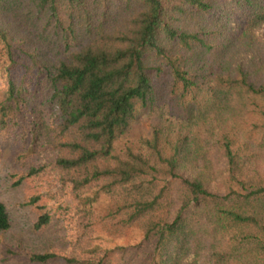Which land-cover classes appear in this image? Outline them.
Segmentation results:
<instances>
[{
    "label": "trees",
    "instance_id": "1",
    "mask_svg": "<svg viewBox=\"0 0 264 264\" xmlns=\"http://www.w3.org/2000/svg\"><path fill=\"white\" fill-rule=\"evenodd\" d=\"M141 109L162 126L132 141ZM2 136L42 147L21 178L50 165L89 206L67 255L29 264H136L94 246L134 226L137 264H264V0H0Z\"/></svg>",
    "mask_w": 264,
    "mask_h": 264
},
{
    "label": "rangeland",
    "instance_id": "2",
    "mask_svg": "<svg viewBox=\"0 0 264 264\" xmlns=\"http://www.w3.org/2000/svg\"><path fill=\"white\" fill-rule=\"evenodd\" d=\"M157 126H162L158 114L141 109L130 139L138 141L140 138L151 137ZM0 147V200L7 206L11 218V227L0 231V262L29 264L31 254L47 251L55 252L60 257L67 255L80 234L78 209L89 206L82 199L74 197L68 187L64 188L56 180L50 165L40 175L21 178L32 162L43 161L42 147H37L36 153H31L30 136L26 140L22 137L2 136ZM93 195L91 192V196ZM108 205V197L100 194L92 209L95 213H103ZM46 211L51 217L50 224L38 228V218ZM142 239L143 232L139 226H134L120 238L97 231L94 234V246L114 248L126 245L128 257L136 264L140 260V263H146L143 259L152 249L153 243L139 246Z\"/></svg>",
    "mask_w": 264,
    "mask_h": 264
}]
</instances>
